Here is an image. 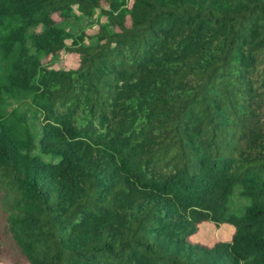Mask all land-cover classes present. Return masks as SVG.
I'll return each instance as SVG.
<instances>
[{
    "label": "trees",
    "instance_id": "trees-1",
    "mask_svg": "<svg viewBox=\"0 0 264 264\" xmlns=\"http://www.w3.org/2000/svg\"><path fill=\"white\" fill-rule=\"evenodd\" d=\"M0 181L28 264H264V0H0Z\"/></svg>",
    "mask_w": 264,
    "mask_h": 264
},
{
    "label": "rangeland",
    "instance_id": "rangeland-1",
    "mask_svg": "<svg viewBox=\"0 0 264 264\" xmlns=\"http://www.w3.org/2000/svg\"><path fill=\"white\" fill-rule=\"evenodd\" d=\"M54 17L57 19V15ZM105 24L109 28L106 17L103 13L95 9L93 13L89 16L78 15V17L67 18L61 20L58 24L66 27L68 30L73 33H77L80 29H84L85 32L91 33L95 30L98 24ZM40 28L39 25L34 27L35 30ZM68 39H66L67 41ZM92 38H84L83 43H90ZM44 61H50L51 65L59 68H69L74 67L76 64L77 57L73 52L61 51L57 56L51 58L47 56ZM26 102L24 100L14 102L12 99H8L7 108L10 107H24ZM11 194L5 189V186L0 181V244H1V253H0V264H28L25 261H20L17 259L16 249L13 245V241L7 231H5V215L9 211V201ZM242 202V199L235 197L231 202L232 208L236 209L239 204ZM231 227L228 224L214 225L209 221H202L198 225L197 232L191 237L194 240L200 242L211 244L216 239H221L229 236Z\"/></svg>",
    "mask_w": 264,
    "mask_h": 264
}]
</instances>
